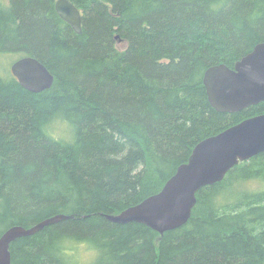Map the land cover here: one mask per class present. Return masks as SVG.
<instances>
[{"label": "trees", "instance_id": "16d2710c", "mask_svg": "<svg viewBox=\"0 0 264 264\" xmlns=\"http://www.w3.org/2000/svg\"><path fill=\"white\" fill-rule=\"evenodd\" d=\"M55 1L0 0V235L68 217L12 242L10 264H264V152L201 189L178 229L106 219L159 193L201 140L264 114L220 113L205 85L264 42V0H68L80 34ZM26 57L50 89L12 76ZM57 115L71 143L45 134Z\"/></svg>", "mask_w": 264, "mask_h": 264}, {"label": "water", "instance_id": "95a60500", "mask_svg": "<svg viewBox=\"0 0 264 264\" xmlns=\"http://www.w3.org/2000/svg\"><path fill=\"white\" fill-rule=\"evenodd\" d=\"M57 16L74 33H81V13L68 0L54 4ZM19 85L31 92L50 89L53 76L36 59L21 58L11 66ZM208 99L220 113L240 112L264 102V43L237 62L234 68L210 69L205 80ZM264 152V114L243 120L214 136L201 140L186 163L180 165L160 192L129 207L118 215L106 216L112 223H138L160 235L183 226L196 203V194L220 182L238 163ZM56 215L30 227L13 226L0 235V264H10V244L32 236L43 228L67 220Z\"/></svg>", "mask_w": 264, "mask_h": 264}, {"label": "clouds", "instance_id": "9594fccd", "mask_svg": "<svg viewBox=\"0 0 264 264\" xmlns=\"http://www.w3.org/2000/svg\"><path fill=\"white\" fill-rule=\"evenodd\" d=\"M57 125L62 126L66 130V135L63 137L53 136L51 129L56 127ZM45 134L48 135L51 139L54 140H63L64 142L71 143L74 138V129L73 126L63 119L61 115H57L52 122H50L48 125L44 128ZM100 253L96 249H92L90 251V258L92 260H95L99 257Z\"/></svg>", "mask_w": 264, "mask_h": 264}, {"label": "flooded vegetation", "instance_id": "af4514ba", "mask_svg": "<svg viewBox=\"0 0 264 264\" xmlns=\"http://www.w3.org/2000/svg\"><path fill=\"white\" fill-rule=\"evenodd\" d=\"M56 1H57V0H56ZM56 1L54 2V4L56 3ZM262 43H264V42H262ZM259 44H261V43H259ZM256 46H257V45H256ZM253 49H254V47H253ZM253 49H252L249 53H247L246 55L250 54V53L253 51ZM246 55H245V56H246ZM242 58H243V57H242ZM242 58H241V59H242ZM241 59H240V60H241ZM240 60H239V61H240ZM239 61H237V62H239ZM237 62H236V63H237ZM236 63H234V64L231 65V66H226V65H220V66H224V67H226V68L232 70V69L234 68V66H235ZM261 103H264V102H261ZM256 105H259V104H256ZM256 105H253V106H256ZM249 107H252V106H249ZM249 107H248V108H249ZM246 109H247V108H246ZM246 109H244V110H246ZM244 110H242V111H244ZM242 111H240V112H242ZM235 113H238V112H235ZM261 115H262V114H261ZM257 116H258V115H257ZM254 117H255V116H254ZM250 118H252V117H250ZM247 119H248V118H247ZM245 120H246V119H245ZM241 122H242V121H241ZM239 123H240V122H239ZM239 123H237V124H239ZM237 124H235V125H237ZM235 125H233V126H235ZM230 127H232V126H230ZM230 127H228V128H230ZM228 128H226V129H228ZM226 129H224V130H226ZM224 130H223V131H224ZM221 132H222V131H221ZM219 133H220V132H219Z\"/></svg>", "mask_w": 264, "mask_h": 264}, {"label": "rangeland", "instance_id": "374dc122", "mask_svg": "<svg viewBox=\"0 0 264 264\" xmlns=\"http://www.w3.org/2000/svg\"><path fill=\"white\" fill-rule=\"evenodd\" d=\"M143 225V224H142ZM147 227V226H146ZM82 255H83V257L85 256V253L84 252H82Z\"/></svg>", "mask_w": 264, "mask_h": 264}]
</instances>
